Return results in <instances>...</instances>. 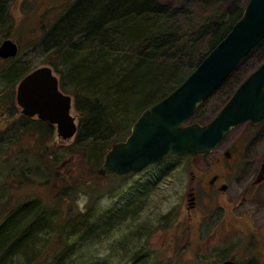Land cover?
Masks as SVG:
<instances>
[{
	"label": "rangeland",
	"instance_id": "obj_1",
	"mask_svg": "<svg viewBox=\"0 0 264 264\" xmlns=\"http://www.w3.org/2000/svg\"><path fill=\"white\" fill-rule=\"evenodd\" d=\"M158 1L185 9L197 8L200 2ZM248 1L211 0L215 11L225 12L244 8ZM72 2L10 0L0 19V45L4 39L18 43L19 66H46L43 49L36 45ZM263 62L264 46L254 49L241 62L224 88L215 91L189 123L210 122L228 102L234 88ZM8 63L11 62L0 59V69ZM18 84L19 81L13 94L10 85L0 80V225L11 213L34 201L46 219L32 248L33 255L24 264H53L59 255H63L60 259L71 257L72 264H223L231 259L264 264V195H258L256 204H240L241 208L232 211L227 205L225 214L207 204L201 195L193 222L187 221L191 173L198 165L204 166L205 158H215V151L198 156L194 164L185 157L170 156L124 179L111 174L99 176L104 152L110 148L96 143L98 149L90 146L85 156L77 150L81 144L76 146L79 134L63 140L56 127L51 134L31 132L29 128L37 126L38 120H21L22 109L16 100ZM12 108L18 111L13 117ZM72 114L81 126L74 108ZM136 119L130 116L124 127L132 126ZM20 122L29 128L18 130ZM244 128L245 124L235 128L226 140H233ZM32 157L37 158L38 165L28 161ZM244 211L254 214L253 218H249V213L247 218H239ZM83 215L90 220L91 233L85 239L81 238L82 233L71 237ZM11 228L13 232V224ZM254 230L259 236L252 239Z\"/></svg>",
	"mask_w": 264,
	"mask_h": 264
},
{
	"label": "trees",
	"instance_id": "obj_2",
	"mask_svg": "<svg viewBox=\"0 0 264 264\" xmlns=\"http://www.w3.org/2000/svg\"><path fill=\"white\" fill-rule=\"evenodd\" d=\"M9 1L0 0V19ZM198 5L185 9L158 0H73L45 32L36 46L43 49L45 64L59 77L62 91L74 99L81 122L78 151L87 156L92 145L109 149L112 143L124 141L132 127L125 128V120L138 119L183 84L228 35L246 7L225 12L215 11L211 0H200ZM263 46L264 40L254 49ZM9 60H2L11 63L0 69V80L14 94L16 82L35 69L17 65L18 57ZM230 76L216 91L224 88ZM12 110V117L18 114ZM36 123L29 128L20 122L18 130L52 133L50 124ZM87 141L92 144L85 145ZM28 161L37 164L36 157ZM45 222L36 201L11 213L0 225V264L29 261ZM76 224L71 237L82 233L85 239L92 231L88 216H81ZM61 256L53 264H72L71 257Z\"/></svg>",
	"mask_w": 264,
	"mask_h": 264
},
{
	"label": "water",
	"instance_id": "obj_3",
	"mask_svg": "<svg viewBox=\"0 0 264 264\" xmlns=\"http://www.w3.org/2000/svg\"><path fill=\"white\" fill-rule=\"evenodd\" d=\"M264 39V0H249L242 17L197 69L176 90L147 108L125 141L115 142L104 157L99 175L125 178L178 155L194 161L211 153L236 127L264 122V62L237 88L220 112L207 124L189 123L200 106L236 70L241 61ZM19 48L11 39L0 46V58L16 57ZM22 114L37 117L57 128L70 140L77 134L73 99L60 89L51 67L28 74L17 88ZM224 264H239L226 261Z\"/></svg>",
	"mask_w": 264,
	"mask_h": 264
},
{
	"label": "flooded vegetation",
	"instance_id": "obj_4",
	"mask_svg": "<svg viewBox=\"0 0 264 264\" xmlns=\"http://www.w3.org/2000/svg\"><path fill=\"white\" fill-rule=\"evenodd\" d=\"M245 125L246 128L236 138L226 140V137L218 145L214 150L215 158L211 161L205 158L204 166L198 165L191 173L186 199L189 223L194 220L193 215L199 208L201 195L207 200V204L216 206L221 214L227 212V205L232 207L230 209L232 211L246 204H256L258 195H264V122L253 125L251 121H248ZM194 162L191 163L194 164ZM235 195L236 197L232 199L231 196ZM237 199L239 203H236ZM248 213L242 212L239 218H247ZM248 216L253 218L254 214L249 213ZM252 234L253 237H250L252 239L259 236L255 230ZM237 263L251 264L250 262Z\"/></svg>",
	"mask_w": 264,
	"mask_h": 264
}]
</instances>
